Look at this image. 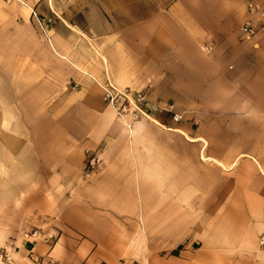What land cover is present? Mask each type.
I'll return each mask as SVG.
<instances>
[{
	"label": "crops",
	"instance_id": "1",
	"mask_svg": "<svg viewBox=\"0 0 264 264\" xmlns=\"http://www.w3.org/2000/svg\"><path fill=\"white\" fill-rule=\"evenodd\" d=\"M264 0H0V249L15 264H264ZM183 114L127 123L104 86ZM103 169L86 177L87 151ZM55 236L53 244L33 237Z\"/></svg>",
	"mask_w": 264,
	"mask_h": 264
},
{
	"label": "built area",
	"instance_id": "2",
	"mask_svg": "<svg viewBox=\"0 0 264 264\" xmlns=\"http://www.w3.org/2000/svg\"><path fill=\"white\" fill-rule=\"evenodd\" d=\"M251 16L260 15L261 23L256 26L251 21L244 24L242 28L243 40H251L259 34H264V10L258 6L251 5L249 8ZM104 98L107 105L117 114V116L127 123H136L141 120H147L157 126L163 127L155 116L159 114H168L174 122H182L183 114H176L174 108H168L160 103L152 102L147 93L136 92L134 90H118L111 84L104 86ZM86 177L91 178L103 169V160L99 151H87ZM33 237L43 239L47 244H53L56 241L55 236L43 238L39 231L32 234ZM259 244L264 248V231L259 238ZM32 264H42L39 258H30ZM0 263L12 264L13 258L11 252L3 250L0 253Z\"/></svg>",
	"mask_w": 264,
	"mask_h": 264
},
{
	"label": "rangeland",
	"instance_id": "3",
	"mask_svg": "<svg viewBox=\"0 0 264 264\" xmlns=\"http://www.w3.org/2000/svg\"><path fill=\"white\" fill-rule=\"evenodd\" d=\"M16 241H17L16 237H10V239L6 242V244L4 246H2L0 249V253L3 250H8L9 252H11V256L13 258L12 264L16 263L15 255L19 251V248H18V245L16 244ZM0 264H4V263H0ZM5 264H7V263H5Z\"/></svg>",
	"mask_w": 264,
	"mask_h": 264
}]
</instances>
